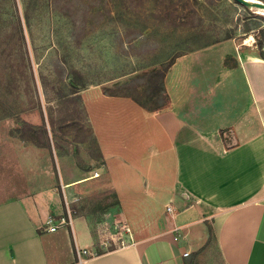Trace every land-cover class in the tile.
Masks as SVG:
<instances>
[{
  "label": "crops",
  "instance_id": "0c3cea01",
  "mask_svg": "<svg viewBox=\"0 0 264 264\" xmlns=\"http://www.w3.org/2000/svg\"><path fill=\"white\" fill-rule=\"evenodd\" d=\"M162 82L167 101L154 110L85 92L96 158L83 147L81 164L71 153L30 157L39 171L29 187L24 148L17 180L0 168V264H73L77 249L95 252L83 216L41 227L78 199L75 187L103 179L135 240L82 264H185L210 237L223 264H264V59L229 38L177 57Z\"/></svg>",
  "mask_w": 264,
  "mask_h": 264
},
{
  "label": "rangeland",
  "instance_id": "374dc122",
  "mask_svg": "<svg viewBox=\"0 0 264 264\" xmlns=\"http://www.w3.org/2000/svg\"><path fill=\"white\" fill-rule=\"evenodd\" d=\"M229 38L264 53V11L234 0H0V168L8 165V176L17 180L14 160L24 148L29 187L39 171L35 159L71 153L81 164L82 147L96 158L86 91L160 108L166 102L161 74L169 65ZM259 39L262 49L256 47ZM109 186L106 179L79 185L78 199L69 205L72 216L87 220L95 254L118 248L112 241L127 227L133 233L129 222L112 213ZM191 260L223 264L212 237L185 264Z\"/></svg>",
  "mask_w": 264,
  "mask_h": 264
},
{
  "label": "built area",
  "instance_id": "2783aa9c",
  "mask_svg": "<svg viewBox=\"0 0 264 264\" xmlns=\"http://www.w3.org/2000/svg\"><path fill=\"white\" fill-rule=\"evenodd\" d=\"M93 177H97L98 176V173L95 172L92 174ZM167 211L169 212L170 209L167 207ZM71 209L69 208L68 205H65L64 207V215H62L61 217H59V219L57 220H53V219H48L46 221L45 224L42 225L41 227V230L44 231V232H54L56 231L59 227L61 226H66L69 221H70V218L72 216L71 214ZM126 225H122L120 227V230H123L125 228ZM126 233L124 234L122 232V236L118 237L117 240H114L112 242H114V246H118V247H123L125 245H128V244H131L134 242V235L133 233L131 232L130 228L127 227L126 228ZM121 233V232H120ZM95 255V252H89L88 250H85V249H77L76 250V260L73 264H82L87 258L91 257V256H94ZM183 257H189V252H184L183 253Z\"/></svg>",
  "mask_w": 264,
  "mask_h": 264
},
{
  "label": "trees",
  "instance_id": "16d2710c",
  "mask_svg": "<svg viewBox=\"0 0 264 264\" xmlns=\"http://www.w3.org/2000/svg\"><path fill=\"white\" fill-rule=\"evenodd\" d=\"M261 1H264V0H261ZM262 46H263V42H262V40H261V39L257 40V41H256V47H257L258 49H262ZM257 54H258L259 57H261V58L264 59V53H263V52L259 51V52H257ZM169 67H170V65H169ZM167 70H168V68H167ZM167 70H166V71H167ZM165 73H166V72H165ZM165 73H162V74H161V83H160V89H159V91H161L164 95H165V93H164V88H163V82H162V80H163V77H164ZM165 96H166V95H165ZM166 101H167V96H166ZM165 104H166V102H165L162 106H164ZM158 108H159V107H158ZM155 109H157V108H155ZM153 110H154V109H153ZM61 197H62V195H61ZM209 233H211V235H212V230H211L210 227H209ZM195 254H196V252H195ZM188 264H194V262L191 260V261H189Z\"/></svg>",
  "mask_w": 264,
  "mask_h": 264
},
{
  "label": "water",
  "instance_id": "95a60500",
  "mask_svg": "<svg viewBox=\"0 0 264 264\" xmlns=\"http://www.w3.org/2000/svg\"><path fill=\"white\" fill-rule=\"evenodd\" d=\"M248 9L264 11V3L260 0H234Z\"/></svg>",
  "mask_w": 264,
  "mask_h": 264
}]
</instances>
